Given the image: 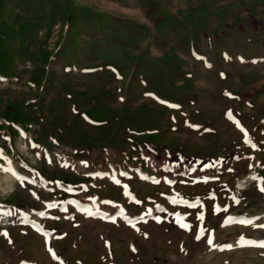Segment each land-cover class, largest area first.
I'll return each instance as SVG.
<instances>
[{
  "label": "rangeland",
  "instance_id": "1",
  "mask_svg": "<svg viewBox=\"0 0 264 264\" xmlns=\"http://www.w3.org/2000/svg\"><path fill=\"white\" fill-rule=\"evenodd\" d=\"M258 181L264 0H0V264H264Z\"/></svg>",
  "mask_w": 264,
  "mask_h": 264
},
{
  "label": "snow or ice",
  "instance_id": "2",
  "mask_svg": "<svg viewBox=\"0 0 264 264\" xmlns=\"http://www.w3.org/2000/svg\"><path fill=\"white\" fill-rule=\"evenodd\" d=\"M246 142H247V140H246ZM249 167H251V165L249 166ZM6 171H10V169H8V170H6ZM253 179H256V177H253ZM154 182H158V181H154ZM116 183H119V181H116ZM262 191H264V188H262L261 189ZM50 206H54V205H50ZM191 206V205H190ZM226 210V209H225ZM5 215H8L9 213H4ZM42 215V214H41ZM198 218H202V217H198ZM241 222H243V221H241ZM181 226L182 227H186L185 225H183V224H181ZM5 235H7L6 233H5ZM197 239H199V236H197ZM209 243H211V240H209ZM257 246H259V247H264V242H261L259 245H257ZM228 247H231V246H228Z\"/></svg>",
  "mask_w": 264,
  "mask_h": 264
},
{
  "label": "bare ground",
  "instance_id": "3",
  "mask_svg": "<svg viewBox=\"0 0 264 264\" xmlns=\"http://www.w3.org/2000/svg\"><path fill=\"white\" fill-rule=\"evenodd\" d=\"M9 169H10V174L13 175V178H18L19 176H17V170L15 169V167L10 163L9 164Z\"/></svg>",
  "mask_w": 264,
  "mask_h": 264
}]
</instances>
